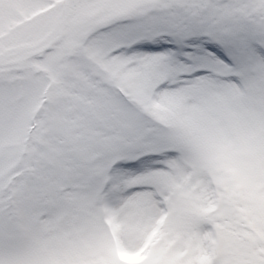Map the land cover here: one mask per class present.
<instances>
[{"label": "snow or ice", "instance_id": "snow-or-ice-1", "mask_svg": "<svg viewBox=\"0 0 264 264\" xmlns=\"http://www.w3.org/2000/svg\"><path fill=\"white\" fill-rule=\"evenodd\" d=\"M0 264H264V0H0Z\"/></svg>", "mask_w": 264, "mask_h": 264}]
</instances>
